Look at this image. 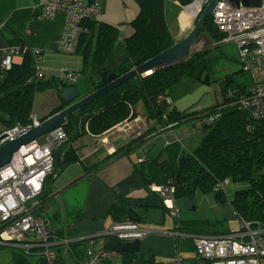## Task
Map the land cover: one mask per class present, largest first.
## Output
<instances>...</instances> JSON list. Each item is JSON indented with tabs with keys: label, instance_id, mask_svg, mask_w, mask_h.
<instances>
[{
	"label": "trees",
	"instance_id": "16d2710c",
	"mask_svg": "<svg viewBox=\"0 0 264 264\" xmlns=\"http://www.w3.org/2000/svg\"><path fill=\"white\" fill-rule=\"evenodd\" d=\"M136 1L139 14L130 23L131 33L124 40H120L122 33L118 27L96 22L93 18L82 21L84 30L75 54L81 60L79 74L90 79L95 84V90L102 77L127 73L176 43L166 22L165 0ZM193 1L182 0L186 5ZM199 35H206L216 43L225 37L213 17L206 19ZM216 49L220 50V47ZM212 50L215 49L198 52L189 61L157 70L147 77L132 78L67 117L62 127L68 139L58 149L60 165L55 166L54 172L47 177L42 193L29 204L35 214L44 218L45 207L52 199L54 177L64 167L78 161L74 144L80 137L87 132L100 136L131 114L139 115V107L145 106L149 118L161 123V131L155 134L191 123L195 130L203 129L205 136L193 149L181 148V141L170 143L166 148V160L150 158L143 169H139L144 186L149 190L152 186L172 188L174 199L194 198L198 193L213 192L221 203H230L241 222L251 224L253 229L264 228V118L255 119L242 104L250 97L255 82L251 85L239 83L235 77L237 72L226 74L220 83L222 102L198 113L178 112L170 108L171 102L159 108L155 102L159 95L167 98L174 86L186 80L203 85L220 82V78L216 77V66L223 54L212 57ZM24 54L21 65H12L10 70L0 71V134L16 126L31 124L38 93L56 90L61 95L65 87L74 86L55 77H39L36 56L31 51ZM226 58L241 63L240 59L227 55ZM240 72H245L243 66ZM68 106L62 101L50 115ZM210 117H215V121L208 123ZM47 118H40V121ZM153 130L133 142L149 139L155 132ZM225 180L229 183L222 187ZM231 183L240 186L232 197L228 192ZM152 192L164 202L160 193ZM161 208L165 206L162 204ZM148 209L150 207L136 206L129 199L119 198L106 216L111 217L114 223L134 222L139 225L145 220ZM186 225L191 226V230H183L200 235H228L241 231V228L235 232L224 228L217 231V228L223 227L222 222L192 221ZM50 227L59 240H66L63 233L56 231L52 225ZM89 244L90 240H81L62 245L79 264H83ZM62 245L55 247V264H63ZM23 250L30 257L17 255L13 259L14 264H48L46 257L39 253L40 249ZM123 256L124 264H162L137 251ZM205 263L210 264L209 261Z\"/></svg>",
	"mask_w": 264,
	"mask_h": 264
},
{
	"label": "crops",
	"instance_id": "0c3cea01",
	"mask_svg": "<svg viewBox=\"0 0 264 264\" xmlns=\"http://www.w3.org/2000/svg\"><path fill=\"white\" fill-rule=\"evenodd\" d=\"M48 1L0 0V70L8 49L26 48V51H31L32 54L34 50H38L41 54L36 57V71L39 64L43 69V78L60 79L57 71L67 68L76 75L74 86L81 91L82 97L87 96L95 91V84L87 77L78 78L81 70L80 57L76 54L74 55L77 57L64 55L59 49L67 14L60 11L52 17H45L44 10ZM82 1L97 3L99 13L92 18L96 22L118 27L122 33L120 40L130 35V23L139 14L136 0ZM196 2L195 0L186 5L182 0H165L166 22L176 43L184 39L196 25L200 14L191 12ZM205 8L203 7L200 12L203 13ZM201 36L204 37L202 41L206 39V35ZM24 55L23 53L13 56V65H21ZM146 75L143 74L142 77H147ZM195 83L197 85L189 86L184 94L181 93L177 97L168 95L167 100L168 103L171 102V109L178 112L198 113L222 102V99L219 102V97L214 96L215 102L212 98L208 103H202L206 91H202L199 98H194L198 88H206L197 81ZM38 94L35 97L33 113L39 118L51 117V111L63 101L61 95L56 90L43 92L42 95L49 97L47 104L43 105L39 102ZM191 98L192 100H189ZM138 110L139 115L148 119L151 130H155L154 134L161 131V123L149 118L145 106H140ZM181 127L183 126L153 134L149 139L140 142H133L125 136L109 135L106 132L100 136L87 132L80 137L74 144L78 161L64 167L54 177L52 199L44 212V219L66 238L63 244L88 240L98 234H104L114 223L106 213L119 198L129 199L136 206H147L150 209L145 220L139 224L148 232L142 240L120 241L115 237L106 238V248L118 253L112 258L115 263L122 261L124 264L123 254L137 251L138 254L153 258L154 261L162 264H200L201 260L193 244V236L200 234L183 230L185 228L191 230V226L186 225L187 222H222L223 227L217 228V231H223L224 228L235 232L232 225L238 218L234 210L229 202L221 203L215 193H198L194 198H173L171 203H165L151 189L144 186L139 169H143L150 158L163 157L161 160H166L168 158L166 148L170 143L181 141L179 144L182 148L184 140H192L199 132L190 135L188 130L183 131ZM161 135L166 140L160 137ZM199 143L200 140L185 146L189 149ZM94 166H98L97 169L91 170ZM59 200H62L64 206L70 209L69 213L74 215L73 222L66 223L65 226L61 221ZM162 204L165 208H161ZM172 205L177 209V217L170 213Z\"/></svg>",
	"mask_w": 264,
	"mask_h": 264
},
{
	"label": "built area",
	"instance_id": "2783aa9c",
	"mask_svg": "<svg viewBox=\"0 0 264 264\" xmlns=\"http://www.w3.org/2000/svg\"><path fill=\"white\" fill-rule=\"evenodd\" d=\"M196 1L201 10L211 0ZM60 11L67 14V19L59 49L65 55H74L80 34L84 30L82 21L97 15L99 7L97 3H84L82 0H49L45 5L44 16L52 17ZM213 19L225 36L220 43L235 44L243 70L253 76L255 86L250 97L243 101V107L255 119L264 118V0H261L259 6L239 8L234 7L228 0H219ZM25 52L26 48L8 49L0 71L10 70L13 56L23 55ZM33 54L38 57L41 53L34 50ZM68 70L67 68L58 70V77L70 85L75 84L76 75ZM42 71L38 64L36 72L39 77H42ZM155 102L162 108L168 100L159 95ZM31 120L27 127L16 126L5 131L7 138L3 142L13 141L22 131L41 124L35 113L31 115ZM214 121L215 117H210L207 122ZM150 130L151 125L146 118L131 114L106 133L125 136L134 141ZM67 139L63 127L55 129L36 142L21 147L14 153L11 161L0 168V245L17 246L25 250L40 249L39 253L46 257L48 264L56 263L55 247L62 245L63 240L52 234L50 224L42 216L36 215L29 204L42 193L47 177L54 172L55 152ZM228 183L229 181L225 180L221 186ZM152 190L160 193L165 203H171L173 200L172 188L152 186ZM170 213L174 217L178 215L173 205L170 206ZM147 234L144 228L134 222L113 223L104 234L88 239L90 244L83 264H123L122 261L118 263L112 261L118 253L106 248V238L139 241ZM193 244L201 260L200 264H206L205 261H209L210 264H264V228L253 229L251 224L245 221L241 222V231L237 233L196 235L193 236Z\"/></svg>",
	"mask_w": 264,
	"mask_h": 264
},
{
	"label": "water",
	"instance_id": "95a60500",
	"mask_svg": "<svg viewBox=\"0 0 264 264\" xmlns=\"http://www.w3.org/2000/svg\"><path fill=\"white\" fill-rule=\"evenodd\" d=\"M230 4L234 7L239 8L242 6H259L261 0H228ZM219 0H211L206 6L204 12L202 13L200 19L198 20L196 26L192 31L181 41L175 43L172 47L166 49L155 57L147 60L141 65L135 67L127 73L122 75L112 74L107 78H101L97 84V89L82 97V93L76 86H67L63 89L61 94V99L68 103L69 106L59 113L52 115L47 118L41 124L32 129L22 131L13 141L3 142L7 138V133L0 134V168L7 165L14 153L21 149L23 146H27L37 140L43 138L55 129L62 127L66 123L67 117L73 113L79 111L81 108L90 104L94 100L103 96L107 92L113 90L114 88L124 84L128 80L135 78L137 76H143V74L148 73L146 76L151 75L157 70L164 68H169L174 65L189 61L194 54L200 52L202 48L200 46L201 39L204 38L200 36L197 38L201 27L207 18L213 16L214 10L218 4ZM201 11V10H200ZM60 165V151L55 152V166Z\"/></svg>",
	"mask_w": 264,
	"mask_h": 264
},
{
	"label": "rangeland",
	"instance_id": "374dc122",
	"mask_svg": "<svg viewBox=\"0 0 264 264\" xmlns=\"http://www.w3.org/2000/svg\"><path fill=\"white\" fill-rule=\"evenodd\" d=\"M200 15H198L197 20H199V18L201 17L202 13L199 11L198 12ZM198 22V21H197ZM197 24V23H196ZM196 26V25H195ZM194 26V27H195ZM175 32V30H174ZM201 35L198 34L197 38L200 37ZM205 43L201 46L202 48L200 49V52L205 51V50H211V49H215L212 50L211 52V56L212 57H220L221 54H223V58H220L218 60L219 63H217L218 65L216 66V70H218V75L216 76L217 78H220V82H214L211 85H205L206 88H198L196 94L192 97L194 98H199L200 94L202 93V91H206L207 94L204 96L202 103H208L210 101V99H214L215 102V97H219L218 101L220 99H222V93H221V79L226 75V74H232L237 72L236 74V79L238 80L239 83H247L248 85H251L254 80L252 79L253 76L250 72H240L241 70V63L239 62H234L232 60H229L226 58V55L231 57V58H237L239 59V53H238V48L235 44L233 43H229V44H222V43H216L214 41H212L210 38H208L206 36V39L204 41ZM220 47V50L216 49ZM65 55V54H64ZM73 57H77L76 55H71ZM83 75H78V78L81 79ZM83 78V77H82ZM86 80V79H85ZM196 81L193 80H186L183 83H179L176 86H174V88L171 90L170 95H173L175 97H177L179 94H184V92L188 91V87L189 86H195L197 85L195 83ZM199 87V86H198ZM208 88V89H207ZM207 89V90H206ZM45 93V92H44ZM43 93L38 94L39 96V102H41V104H47V102L49 101V97L48 95H42ZM215 96V97H214ZM189 100H192L189 99ZM220 102V101H219ZM148 120V119H147ZM149 122V121H148ZM1 127V126H0ZM184 130H188L190 135H194L196 132L197 135L196 137H194L192 140H184V145L183 148H187L185 147V145L190 146L191 142L194 141H198L201 140L204 136H205V131L203 129H194V127L192 125H183V127H181ZM4 130V129H3ZM10 130V129H9ZM8 131V130H6ZM5 131H3L2 133H4ZM6 133V132H5ZM162 137L164 140H166L165 137H163L162 135L160 136ZM183 138V137H182ZM162 139V142L164 143V140ZM186 139V138H183ZM194 148V147H193ZM193 148H189V149H193ZM163 159V157L160 158V160ZM239 185H236L234 183H231L230 187H229V194L232 197L235 193V191L239 188ZM59 207H60V212L62 213L61 216V221L64 224V226L66 225V223H71L74 220V215L70 212V209L67 208V206H64V204L62 203V200L58 201ZM66 207V208H65ZM62 228L61 225H58ZM234 228L233 230L239 231L241 228V222L239 219H236L233 222L232 225ZM58 228V227H57ZM59 229V228H58ZM232 230V229H230ZM61 252L63 255V264H79L74 258L73 256L68 252L67 247L65 245L61 246ZM23 254L25 255L26 253L24 252V250L22 248H19L17 246H11V245H0V264H14V257L17 255ZM26 257H30L25 255Z\"/></svg>",
	"mask_w": 264,
	"mask_h": 264
},
{
	"label": "bare ground",
	"instance_id": "6f19581e",
	"mask_svg": "<svg viewBox=\"0 0 264 264\" xmlns=\"http://www.w3.org/2000/svg\"><path fill=\"white\" fill-rule=\"evenodd\" d=\"M195 6H194V8H193V10H191V12H193V13H198L199 11H200V5L198 4V2H196L195 4H194ZM205 40H203L202 42H201V44H200V46H202L205 42H204Z\"/></svg>",
	"mask_w": 264,
	"mask_h": 264
},
{
	"label": "clouds",
	"instance_id": "9594fccd",
	"mask_svg": "<svg viewBox=\"0 0 264 264\" xmlns=\"http://www.w3.org/2000/svg\"><path fill=\"white\" fill-rule=\"evenodd\" d=\"M58 150V149H57Z\"/></svg>",
	"mask_w": 264,
	"mask_h": 264
}]
</instances>
